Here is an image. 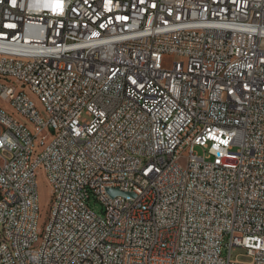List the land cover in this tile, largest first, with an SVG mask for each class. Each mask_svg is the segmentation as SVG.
<instances>
[{
	"label": "built area",
	"instance_id": "2783aa9c",
	"mask_svg": "<svg viewBox=\"0 0 264 264\" xmlns=\"http://www.w3.org/2000/svg\"><path fill=\"white\" fill-rule=\"evenodd\" d=\"M0 103V264H264V0H0Z\"/></svg>",
	"mask_w": 264,
	"mask_h": 264
},
{
	"label": "rangeland",
	"instance_id": "374dc122",
	"mask_svg": "<svg viewBox=\"0 0 264 264\" xmlns=\"http://www.w3.org/2000/svg\"><path fill=\"white\" fill-rule=\"evenodd\" d=\"M174 58H168L169 61L173 60ZM2 104V103H0ZM6 105V104H4ZM86 119V118H85ZM195 152L199 155H203V151L201 148H195ZM36 180L38 184V201H39V217L37 220V229L40 231L47 219V215L49 212L50 204H51V189L47 183V179L42 169H39L36 172ZM89 207L93 210L96 214H100V205L95 202L93 199L89 202ZM244 251L242 249H233L231 252V258L235 259L237 257L238 261L240 262H247L249 259L244 257Z\"/></svg>",
	"mask_w": 264,
	"mask_h": 264
},
{
	"label": "water",
	"instance_id": "95a60500",
	"mask_svg": "<svg viewBox=\"0 0 264 264\" xmlns=\"http://www.w3.org/2000/svg\"><path fill=\"white\" fill-rule=\"evenodd\" d=\"M108 193H110L111 195L117 194L116 191H112V190H108Z\"/></svg>",
	"mask_w": 264,
	"mask_h": 264
}]
</instances>
